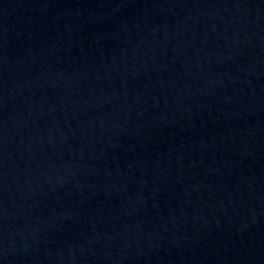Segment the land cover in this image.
I'll list each match as a JSON object with an SVG mask.
<instances>
[{
  "label": "water",
  "instance_id": "1",
  "mask_svg": "<svg viewBox=\"0 0 264 264\" xmlns=\"http://www.w3.org/2000/svg\"><path fill=\"white\" fill-rule=\"evenodd\" d=\"M0 264H179L152 0H0Z\"/></svg>",
  "mask_w": 264,
  "mask_h": 264
}]
</instances>
